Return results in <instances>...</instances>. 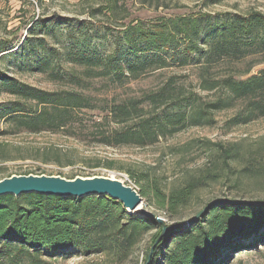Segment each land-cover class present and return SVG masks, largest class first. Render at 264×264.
Wrapping results in <instances>:
<instances>
[{"label":"trees","instance_id":"trees-1","mask_svg":"<svg viewBox=\"0 0 264 264\" xmlns=\"http://www.w3.org/2000/svg\"><path fill=\"white\" fill-rule=\"evenodd\" d=\"M120 1L110 0L111 8L108 10L117 13ZM63 24L57 18L44 17L38 18L27 28V36L14 50L24 45V52L30 55L26 62L23 61L26 68L50 71V74L65 79L58 63L52 59L58 51L55 53V50L43 44L46 43L43 36H31L38 28L49 34L53 25ZM163 24L166 34L161 31L132 30L124 38L125 46L117 42L113 52L108 55L100 54L97 49L87 50L85 46H72L67 54L74 63L87 66L88 71L96 70L99 75L119 83H123L124 79L135 78L148 68L161 69L167 66L168 60L159 56L163 50L171 51L174 57H181L183 64H203L206 68L223 61L239 62L258 58L245 70V74H249L254 65L264 63L262 12L185 17L181 22ZM70 27L72 31H90L84 21L72 23ZM52 31H55L54 28ZM178 35H183L185 44L182 45ZM96 38H100L98 32L88 35L85 41L91 42ZM9 45V41L0 39V50H9ZM3 56H0L1 60ZM202 77L208 80L205 75ZM207 83H210L207 89L220 86L223 92L210 107L226 109L241 104L240 113L230 122L233 127L264 117V68L244 79L231 75L221 81ZM170 89V84H167L148 97L154 102L166 101V95L172 91ZM0 90L20 99L34 101L36 105L32 109L22 102L0 104V119L14 127V132L10 133L19 130L32 133L59 132L73 127L79 121L75 115L78 110L90 107L89 99L80 92L47 91L30 86L9 76L1 65ZM174 101L170 102L171 105H175ZM144 102L129 100L108 108L107 119H112L122 127L102 131L99 142L114 146H146L158 142L161 137L174 135L188 126L201 125L209 119L204 109L190 110L188 105L182 108L181 104L171 106L162 113L146 116L142 108ZM94 124L101 125L97 119ZM213 145L217 146V157L213 162L216 168L206 169L198 176L186 177L181 185L168 191L149 172L134 177L147 204L154 207V217L137 213L129 215L120 202L107 196L76 198L38 193H25L19 197L11 194L0 196V259L25 255L31 258L30 264H46L44 257L90 255L107 251L124 257L142 241L145 234L155 230L151 239L153 246L165 227L158 222V213L175 216L190 207L197 191L211 176L221 178V171L242 157L241 143L225 145L218 142ZM250 159L252 161L246 163L239 172L255 178L264 170V141L260 143L257 157ZM185 220L167 226V233L155 246L148 264H222L235 251L264 244V206L222 202L205 211L193 223L184 224ZM151 248L147 251L144 264H147Z\"/></svg>","mask_w":264,"mask_h":264},{"label":"rangeland","instance_id":"rangeland-1","mask_svg":"<svg viewBox=\"0 0 264 264\" xmlns=\"http://www.w3.org/2000/svg\"><path fill=\"white\" fill-rule=\"evenodd\" d=\"M109 2L110 0H0V39L10 42L9 50H0V56L4 55L2 60L0 58L4 71L18 81L42 90L80 92L90 102V107L76 112L79 121L73 127L59 132L32 133L19 130L10 133L14 132V127L0 119V180L13 174L29 172L67 178L103 175L122 179L139 189L134 177L149 172L168 191L181 185L186 177L198 176L206 169L216 168L213 162L217 157V146L214 143H241L242 157L225 167L221 171V178L211 176L197 191L190 207L175 216L164 212L158 213V216L168 226L191 218L211 200L238 197L264 202V170L255 175V178L239 172L246 163L252 161L250 158L258 155L260 143L264 141V117L233 127L230 122L240 113L241 104L226 109L212 108L210 104H215L223 92L220 86L207 89L210 84L207 81H221L231 75L244 79L257 73L264 68V63L254 65L249 74L244 72L258 58L252 57L239 62L223 61L206 68L203 64H183L181 57H174L171 51L163 50L159 52V56L168 60L167 66L161 69L148 68L135 78L124 79L123 83H119L110 77L99 75L96 70L88 71L87 66L74 63L67 54L72 46H85L87 50L97 49L100 54L108 55L113 52L117 42L125 46L124 38L132 30L161 31L166 34L163 23L181 22L185 17L264 13V0H121L117 13L108 10L111 8ZM44 17L57 18L65 24L53 25L49 34L38 28L31 36H43L46 42L43 44L55 50V53L58 51L52 59L58 63L65 79L50 74V71L26 68L23 61L26 62L30 55L24 52V45L14 51L27 36V28L38 18ZM79 21L87 22V29L90 31H72L70 24ZM53 28L55 31H52ZM96 32L100 38L85 41L88 35ZM182 36L178 35L177 38L183 45L186 39L184 41ZM203 74L208 80H204ZM167 84H170L172 91L166 95V101L154 102L148 97ZM173 99L176 102L174 104H181L182 108L188 105L190 110L204 109L208 113V121L198 126H188L146 146H114L99 142L102 131L122 127L106 117V110L113 104L129 100L145 101L142 104L143 112L146 116H153L175 106L170 103ZM12 102H22L27 108H36L34 101L20 99L0 90V104L9 105ZM96 119L101 125L94 124ZM141 207L151 212L155 210L146 200ZM136 213L144 215L141 211ZM154 231L145 234L142 241L124 257L107 251L90 255L44 257L43 260L46 264H144L147 251L152 247ZM30 259L25 255H20L19 258L12 255L0 259V264H30ZM222 264H264V244L235 251Z\"/></svg>","mask_w":264,"mask_h":264},{"label":"water","instance_id":"water-1","mask_svg":"<svg viewBox=\"0 0 264 264\" xmlns=\"http://www.w3.org/2000/svg\"><path fill=\"white\" fill-rule=\"evenodd\" d=\"M25 193L72 196L76 198H85L93 195L107 196L120 202L129 215L135 214L137 211H141L147 217L155 216L153 212L141 207V205L145 202V197L141 194L139 189L125 183L122 179L109 176L77 175L73 178H67L62 175L29 173L13 174L0 180V196L11 194L19 197ZM222 202L264 206V202L256 200L239 198L227 200L215 199L209 201L196 213L195 216L185 220L184 224L195 222L205 211ZM156 218L158 222H163L161 217L156 216ZM167 230L168 227L165 226L153 244L147 264L150 262L155 246L166 235Z\"/></svg>","mask_w":264,"mask_h":264}]
</instances>
